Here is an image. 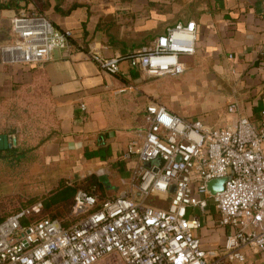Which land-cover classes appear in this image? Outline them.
<instances>
[{"label": "built area", "instance_id": "1", "mask_svg": "<svg viewBox=\"0 0 264 264\" xmlns=\"http://www.w3.org/2000/svg\"><path fill=\"white\" fill-rule=\"evenodd\" d=\"M11 26L16 38L1 50V61L42 64L55 50L71 48V31L56 28L43 14L20 11ZM195 43V22H178L132 52L105 57L89 50L86 56L111 76L125 61L153 77H177L185 71L181 58L194 55ZM235 110L232 104L229 112ZM144 121L121 155L135 162L133 194L122 192L95 209L96 195L78 190L71 213L81 219L69 228L34 219L40 202L18 209L0 221V264H97L114 253L123 264H245L249 252L264 254V122L257 130L238 117L214 128L157 103L146 107ZM225 177L223 189L211 194L207 183ZM150 196L165 199L167 207L145 204ZM208 204L218 225L232 229L222 258L202 249L194 234L200 220L188 217L190 209L203 213Z\"/></svg>", "mask_w": 264, "mask_h": 264}, {"label": "crops", "instance_id": "2", "mask_svg": "<svg viewBox=\"0 0 264 264\" xmlns=\"http://www.w3.org/2000/svg\"><path fill=\"white\" fill-rule=\"evenodd\" d=\"M20 11L43 14L56 28L70 30L72 44L68 52L55 50L42 64L0 59V111L39 99L37 105L51 114L58 135L44 151L58 154V161L68 159V170L80 178L99 177L105 171L113 186L135 187V162L121 159L127 143L144 125L149 104H163L167 109L178 104L173 96L168 103L162 98L168 76L147 75L125 61L119 64V73L111 76L87 58V51L105 57L123 55L152 43L178 22H195L196 43L194 55L181 58L184 73L171 77L178 80L176 91H202L210 103L214 91L221 90L227 107L217 120L184 118L224 128L246 117L261 129L264 0H0V56L15 41L11 20ZM132 43L142 44L133 49ZM232 104L236 110L229 112ZM0 137L7 134L0 132ZM7 148L0 144V151ZM123 188L119 194L135 191ZM188 217L200 220L194 234L202 249L222 258V245L232 229L218 225L213 205L208 204L203 213L190 209ZM207 261L213 263L215 258L207 256ZM245 264H264V254L249 252Z\"/></svg>", "mask_w": 264, "mask_h": 264}, {"label": "rangeland", "instance_id": "3", "mask_svg": "<svg viewBox=\"0 0 264 264\" xmlns=\"http://www.w3.org/2000/svg\"><path fill=\"white\" fill-rule=\"evenodd\" d=\"M141 44L132 43L135 45L133 49L139 48ZM165 79L163 83L165 87L161 89L162 98L168 103L169 98L173 96L178 104L172 106L174 109L171 107L168 109L182 117L189 115V117H208L217 120L227 108L223 103L221 90L214 91L212 102L208 103V95L202 91L199 94L195 89H188L178 93L176 91L178 80L171 77ZM36 101L40 100H35L34 104L2 107V112L0 111V132L7 134V137L15 136L16 146L11 144L12 147L8 148L19 150V155L0 160V220L34 203L40 202L44 207L53 193L68 187L67 185L76 187L78 181L83 179L80 178V174L68 170L70 165L68 159L58 161V154L44 151V146L58 139V135L53 117L47 114L43 107L37 105ZM98 175L101 178L97 176L102 188L96 190V194L100 201L118 196L123 187L135 189L132 184L123 187L113 186L105 171ZM133 184L137 185L136 179L133 180ZM90 192H94L93 187ZM144 202L157 208L167 207L165 199L155 196L148 197ZM70 216L71 219L63 218L70 227L81 218H74L71 212ZM97 264L120 263L118 256L113 254Z\"/></svg>", "mask_w": 264, "mask_h": 264}, {"label": "trees", "instance_id": "4", "mask_svg": "<svg viewBox=\"0 0 264 264\" xmlns=\"http://www.w3.org/2000/svg\"><path fill=\"white\" fill-rule=\"evenodd\" d=\"M4 154V155H3ZM19 155L18 149H3L0 151V160L11 158L15 155ZM68 187H64L59 189L57 192L53 193L49 198V201L41 207L38 214L34 215V219L40 220L44 218H49L52 220H57L61 223L64 228H69L63 218L71 219L70 216L71 207L74 202V197L78 190L90 191V189L94 188V194L97 197V206L95 209H98L104 201H100L99 196L96 194V190L99 191L102 188V185L99 183L98 177L94 174L88 175L84 177L82 180L78 181L76 187L73 185H67ZM17 211V210H16ZM74 218H79L81 216H74ZM5 218V217H4ZM81 219V218H80ZM1 219L0 221H2ZM113 254L109 255L112 256ZM114 255H117L114 253ZM118 256V255H117ZM119 258V256H118ZM119 263L123 264L121 259L119 258Z\"/></svg>", "mask_w": 264, "mask_h": 264}, {"label": "water", "instance_id": "5", "mask_svg": "<svg viewBox=\"0 0 264 264\" xmlns=\"http://www.w3.org/2000/svg\"><path fill=\"white\" fill-rule=\"evenodd\" d=\"M0 144L6 145L9 148L12 146H16V138L15 136L10 137H0ZM12 144V146H11ZM151 163H144V166L149 168ZM230 177H225L221 179H214L207 183V188L211 194H215L220 192L223 189L224 183L229 179ZM174 191V187H171L169 189V193H172Z\"/></svg>", "mask_w": 264, "mask_h": 264}]
</instances>
